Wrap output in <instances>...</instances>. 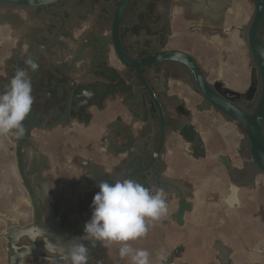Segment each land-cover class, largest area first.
<instances>
[{"label":"crops","instance_id":"crops-1","mask_svg":"<svg viewBox=\"0 0 264 264\" xmlns=\"http://www.w3.org/2000/svg\"><path fill=\"white\" fill-rule=\"evenodd\" d=\"M251 14L252 10L249 12L246 5L240 4L234 12L232 24L236 28L231 32V39L202 38L200 51L193 44H185L208 82L221 80L226 88L237 93L255 84L245 40L238 31L246 26ZM25 33L27 31L12 26L0 27V64L6 66L12 48L19 54L26 50L24 43L14 45L9 38L12 34ZM24 41L26 43L27 38ZM166 98H174L165 107L169 117L190 125L201 141L198 151L176 134L167 136L164 144L166 151L162 161L166 170L163 175L183 186L190 211L183 215L181 224H176L172 217L177 212L178 201L172 195L167 215L153 222L146 236L128 243L134 250L149 252L150 264H164L170 259L175 264H264V177L256 176L253 185L236 188L235 201L230 204L231 182L217 161L219 156H224L237 170L248 162L240 128L212 109L203 110L200 97L192 91L172 88ZM120 102L119 98L114 103L107 101L99 109L89 105L85 109L89 115L87 122L74 120L67 127L33 134L49 163L48 171L42 176L51 179L49 190L57 214L67 216L68 224L77 222L78 213L91 200L101 176L111 175L116 170L110 154L104 152L106 140L116 131V122L123 130L133 121L127 106H120ZM135 110L144 116L142 108L135 106ZM134 124L148 126L140 119ZM149 127L155 129L152 124ZM238 177L242 180L246 174ZM19 188L24 191L16 170L0 169V211L17 218L25 227L31 223V210L24 204L25 191V198L20 199L24 209L20 210L16 198ZM20 213L23 218L18 216ZM120 247L118 243H102L88 264L95 261L96 264H132L130 257L119 256ZM176 247L181 250L179 255L174 254ZM8 254L6 242L0 240V264H5ZM24 263L51 264L32 258H25Z\"/></svg>","mask_w":264,"mask_h":264},{"label":"flooded vegetation","instance_id":"flooded-vegetation-1","mask_svg":"<svg viewBox=\"0 0 264 264\" xmlns=\"http://www.w3.org/2000/svg\"><path fill=\"white\" fill-rule=\"evenodd\" d=\"M124 1L53 0L44 5L34 4L25 10L0 7V13L3 14L0 27L3 22L5 26L27 31L25 34H12L9 37L14 45L24 43L26 50L19 54L12 48V56L6 66L0 64V80L9 83L16 71L22 68L24 55L31 48L38 69L32 71L29 68L26 71L29 73V79L40 86V89L32 87L33 117L37 122L49 124L63 118L66 125L57 127H67L74 120L87 122L89 115L85 113V109L89 105L99 109L105 102L114 103L119 98L120 106H127L121 94L122 85H136L133 90H136L139 96L146 97L131 71L119 63L112 47L113 16L117 9L122 8ZM250 2L253 13L252 0ZM237 10L238 6L231 0H132L121 15L118 26L119 42L134 60L158 51L176 50L188 54L196 61L189 49L178 47L193 44L194 32L200 35L201 40L231 39V32L236 28L232 23L234 12ZM194 17L202 22H195ZM175 18H179L182 23L191 22L197 29L185 28L184 24L178 29L174 28ZM179 40H182L181 45L176 43ZM174 44L177 47H172ZM199 68L203 72L200 66ZM142 72L161 102L165 104L164 107L174 99L166 98L170 89L194 92L191 89L189 73L179 65L159 64ZM43 84H46L47 91L45 87L42 91ZM53 85L55 90L62 92V98L58 101H51L55 94V91L51 90ZM2 90L3 87H0V91ZM112 94L114 100L111 98ZM136 106L142 108L144 114L147 111L140 104ZM152 111L150 108L149 114L146 115L151 117ZM125 129L127 128L123 130ZM115 130L123 131L120 130L118 122ZM40 132L42 131L32 132V140L26 148L31 151L29 156L25 151L23 165L25 170H40L44 175L49 169V163L40 150L37 137L34 138L33 135ZM156 134L157 128L154 139ZM11 135H0V143L3 139L12 146L13 164L9 167L17 172L15 140ZM32 152L38 157L32 159ZM44 161H47V167L43 166ZM55 209L58 210L57 207ZM30 220L32 221L31 212ZM96 263L95 261L92 264Z\"/></svg>","mask_w":264,"mask_h":264},{"label":"water","instance_id":"water-1","mask_svg":"<svg viewBox=\"0 0 264 264\" xmlns=\"http://www.w3.org/2000/svg\"><path fill=\"white\" fill-rule=\"evenodd\" d=\"M51 1L53 0H0V7L9 10L12 8L25 10L34 4L44 5ZM131 2L132 0H125L122 8L117 9L114 13L111 32L112 47L119 63L131 71L146 97L139 96L137 91L133 90L136 85H122L123 92L121 94L133 121L130 122L127 129L115 131L108 137L104 152L110 154L111 164L116 170L111 175H102L98 183L103 181L111 183L118 179L131 178L149 189L167 191L178 201V209L172 220L176 224H181L183 215L190 211V205L185 201L183 186L163 175L166 170V165L162 161L166 151L164 144L167 135L176 134L186 143L193 145L195 151H198L201 141L190 125L180 124L176 118L169 117L165 111V104L161 102L153 87L147 82L142 70L159 64H176L187 70L191 80V89L200 97L202 109H212L227 122L236 123L242 132L243 146L246 150L244 155L248 162L242 164V168L237 170L230 165L226 157L219 156L217 158L231 182V195L232 189L253 185L256 176L264 177V34H262L264 0H252L253 13L246 26L238 28L247 47L249 68L256 77L255 84H251L243 93L226 88L221 80L208 82L197 62L184 52L164 50L138 60L132 59L121 46L118 35L121 15ZM2 19L3 14L0 13V21ZM1 27L7 28L3 22ZM32 55L30 48L24 55L21 69L30 68L25 64V61L30 58L34 62ZM30 81L35 85L33 87L40 89L37 83L31 79ZM5 85L7 83L0 80V87L4 88ZM44 87L47 91L46 84H43L42 91H44ZM51 90L55 91L51 101H58L62 98V92L58 89L55 90L54 85ZM111 98L115 99L113 94ZM136 104H140L147 110L144 116L135 110ZM150 108L153 109L151 117L146 115V113L149 114ZM80 115L82 116L81 111ZM137 119L148 123V126H136L134 122ZM65 123L62 118L49 124H40L33 117V108H31L30 114L23 122L26 129L24 137L17 139L13 136L17 172L26 193L24 204L31 210L32 221L29 225L22 227L17 218L0 212V224L3 226V229L0 230V240L6 242V248L9 251L5 264H25V258L51 263L50 254L47 251V248L51 247L50 243L67 248L81 242L89 246V262L102 245L101 243L91 246L88 241L82 239L85 223L91 218V204L94 195L99 191L98 186L94 189L92 198L86 204L85 209L78 213L77 222L71 225L66 223L69 220L67 216L60 217L57 214L56 204H54L53 196L49 190L51 179L42 176L40 170L28 171L24 169V154L26 151L29 156L28 153L31 151L26 148L32 140V132L34 130L50 131L57 126L66 125ZM149 124L157 128L156 139L153 138L155 129H150ZM135 133L138 135L135 136ZM35 157L38 155L32 152V159ZM43 166L47 167V161L43 162ZM244 173L246 177L241 180L238 176ZM22 241L25 244H21ZM57 259L59 260V257ZM172 260L170 259L164 264H175ZM62 262L69 261L59 260V263Z\"/></svg>","mask_w":264,"mask_h":264},{"label":"clouds","instance_id":"clouds-1","mask_svg":"<svg viewBox=\"0 0 264 264\" xmlns=\"http://www.w3.org/2000/svg\"><path fill=\"white\" fill-rule=\"evenodd\" d=\"M32 71L38 64L30 58L25 61ZM32 83L25 69H18L9 83L0 91V135L12 134L17 139L26 132L23 122L33 105ZM94 195L91 218L85 223L83 240L91 246L101 243H118L119 256L130 257L132 264H150L149 252L133 249L129 241L140 239L148 234L153 222L159 221L168 213L165 193L153 192L131 178L103 181ZM236 189H232L229 203L235 201ZM47 248L51 264L67 260L70 264H88L89 246L83 242L70 247L54 245ZM59 257V260L57 259Z\"/></svg>","mask_w":264,"mask_h":264},{"label":"rangeland","instance_id":"rangeland-1","mask_svg":"<svg viewBox=\"0 0 264 264\" xmlns=\"http://www.w3.org/2000/svg\"><path fill=\"white\" fill-rule=\"evenodd\" d=\"M195 1H199V0H195ZM236 6L240 7V4H243V5H246L247 6V9L248 11L250 12L251 10V3L249 0H231ZM212 12V11H211ZM201 19L197 18V17H194V21H199ZM207 21V20H206ZM202 22V20H201ZM181 24H184L183 27H188L190 29L193 28V30H196L197 28L194 26H192L191 22L189 23H182L179 18H175L173 19V26L174 28H177L182 26ZM182 40H179L178 42L180 43ZM193 45L199 49V51L201 50V45H202V40L200 38V35H197L195 32L193 34ZM174 47V45L172 46ZM177 47V46H176ZM178 48H186L185 46H180ZM189 48V47H188ZM191 51V49H190ZM243 53V56H245V51H242ZM10 136V134H9ZM12 136V135H11ZM12 146L8 143H6L3 139L1 140V143H0V169H5V167H9L11 166V164H13V156H12ZM16 198L18 199L19 203L18 205L20 206V210L23 211L24 207L22 205V203H20V199H24L25 198V193L24 191L20 190L19 188V193L18 195L16 196ZM20 215V216H19ZM18 216L20 218H23L22 214H18Z\"/></svg>","mask_w":264,"mask_h":264},{"label":"built area","instance_id":"built-area-1","mask_svg":"<svg viewBox=\"0 0 264 264\" xmlns=\"http://www.w3.org/2000/svg\"><path fill=\"white\" fill-rule=\"evenodd\" d=\"M150 190H152L153 192L157 191L158 189L155 188H151ZM165 193L166 196V200H167V204L172 200V195H170L167 191L162 190ZM181 253V250L179 247H176L174 249V254L175 255H179Z\"/></svg>","mask_w":264,"mask_h":264},{"label":"bare ground","instance_id":"bare-ground-1","mask_svg":"<svg viewBox=\"0 0 264 264\" xmlns=\"http://www.w3.org/2000/svg\"><path fill=\"white\" fill-rule=\"evenodd\" d=\"M186 7V6H185Z\"/></svg>","mask_w":264,"mask_h":264}]
</instances>
